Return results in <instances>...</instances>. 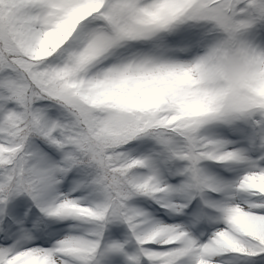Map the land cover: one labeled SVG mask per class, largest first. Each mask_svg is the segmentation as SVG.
Here are the masks:
<instances>
[{
  "label": "snow or ice",
  "instance_id": "snow-or-ice-1",
  "mask_svg": "<svg viewBox=\"0 0 264 264\" xmlns=\"http://www.w3.org/2000/svg\"><path fill=\"white\" fill-rule=\"evenodd\" d=\"M0 264H264V0H0Z\"/></svg>",
  "mask_w": 264,
  "mask_h": 264
}]
</instances>
